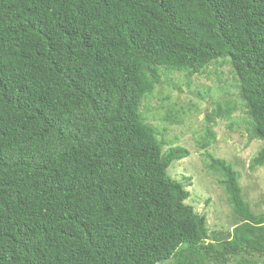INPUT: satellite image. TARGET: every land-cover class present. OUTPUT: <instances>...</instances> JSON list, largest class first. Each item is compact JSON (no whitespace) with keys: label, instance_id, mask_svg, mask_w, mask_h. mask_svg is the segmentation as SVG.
<instances>
[{"label":"trees","instance_id":"obj_1","mask_svg":"<svg viewBox=\"0 0 264 264\" xmlns=\"http://www.w3.org/2000/svg\"><path fill=\"white\" fill-rule=\"evenodd\" d=\"M220 58L238 78L248 138L262 141L249 166H262L264 0H0V264L264 258V213L238 170L205 153L238 221L230 236L209 233L167 170L188 149L164 148L140 111L164 73ZM215 138L206 125L201 147Z\"/></svg>","mask_w":264,"mask_h":264},{"label":"rangeland","instance_id":"obj_2","mask_svg":"<svg viewBox=\"0 0 264 264\" xmlns=\"http://www.w3.org/2000/svg\"><path fill=\"white\" fill-rule=\"evenodd\" d=\"M227 104L235 109L228 118L216 117L207 123V113ZM140 111L147 121L161 129L164 148L181 145L188 149V156L173 161L167 170L171 177L186 185L189 196L185 202L206 216L209 233L230 236L238 221L219 183L220 174L207 167L206 152L227 160L238 170L239 183L251 209L264 213V165L249 166L262 141L250 140L246 134L250 119L238 96V78L227 58L213 61L197 74L164 73L161 83L142 99ZM206 125L211 126L216 138L210 146L202 148L201 136ZM210 240L213 241L211 238L207 241ZM172 262L170 257L155 264ZM226 264H264V258L244 254Z\"/></svg>","mask_w":264,"mask_h":264}]
</instances>
